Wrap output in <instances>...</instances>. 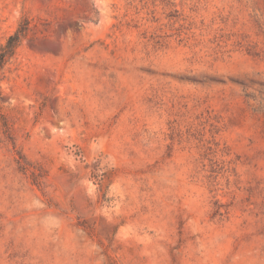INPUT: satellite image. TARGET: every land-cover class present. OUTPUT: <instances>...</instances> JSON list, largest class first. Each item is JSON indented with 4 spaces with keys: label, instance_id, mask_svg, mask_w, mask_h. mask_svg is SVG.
<instances>
[{
    "label": "rangeland",
    "instance_id": "obj_1",
    "mask_svg": "<svg viewBox=\"0 0 264 264\" xmlns=\"http://www.w3.org/2000/svg\"><path fill=\"white\" fill-rule=\"evenodd\" d=\"M0 264H264V0H0Z\"/></svg>",
    "mask_w": 264,
    "mask_h": 264
},
{
    "label": "trees",
    "instance_id": "obj_2",
    "mask_svg": "<svg viewBox=\"0 0 264 264\" xmlns=\"http://www.w3.org/2000/svg\"><path fill=\"white\" fill-rule=\"evenodd\" d=\"M20 42L21 34L17 32L9 37L7 44L2 48V51L0 52V101L3 99V90L1 82L3 79L4 65L7 61L8 56L14 53L16 47L20 44Z\"/></svg>",
    "mask_w": 264,
    "mask_h": 264
}]
</instances>
